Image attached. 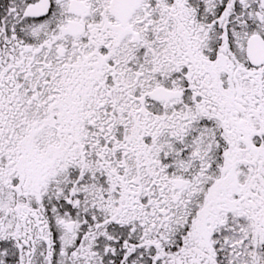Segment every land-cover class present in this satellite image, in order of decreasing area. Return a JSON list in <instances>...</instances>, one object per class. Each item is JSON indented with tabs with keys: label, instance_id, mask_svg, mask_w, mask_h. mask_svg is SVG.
<instances>
[{
	"label": "snow or ice",
	"instance_id": "6c2138e0",
	"mask_svg": "<svg viewBox=\"0 0 264 264\" xmlns=\"http://www.w3.org/2000/svg\"><path fill=\"white\" fill-rule=\"evenodd\" d=\"M0 264H264V0H0Z\"/></svg>",
	"mask_w": 264,
	"mask_h": 264
}]
</instances>
